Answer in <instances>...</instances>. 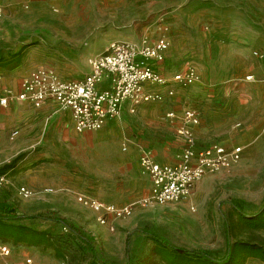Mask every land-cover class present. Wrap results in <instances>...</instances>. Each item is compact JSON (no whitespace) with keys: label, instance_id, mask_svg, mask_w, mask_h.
<instances>
[{"label":"rangeland","instance_id":"374dc122","mask_svg":"<svg viewBox=\"0 0 264 264\" xmlns=\"http://www.w3.org/2000/svg\"><path fill=\"white\" fill-rule=\"evenodd\" d=\"M181 1L168 0L169 5L162 8L164 28L175 27V23L188 27L184 18L179 21L184 16L175 13ZM193 1L188 0V4ZM196 3L210 10L211 23L198 26L203 31H208L209 26L212 38L195 46L196 55L190 53L183 60L196 66L199 75L196 81H201V86L195 92L191 88L185 91L179 110L173 109L181 114L184 108L194 107L199 114L196 141L235 143L242 147L240 159L206 174L187 201L144 202L149 184L137 168L138 157L157 152L160 160L176 161L186 143L175 118H165L162 114L151 116L142 111L116 119L118 129L104 137L102 142H114L111 147L119 154L116 158L103 156L102 144H97L91 132L78 135L72 142H53L24 151L0 189L1 200L12 201L21 213L53 212L75 221L93 235L97 254L107 264L127 263L125 238L138 228L180 247L209 250L217 257L224 254L226 235L232 241L264 245V228L252 229L240 223L236 211L227 202L239 201L246 214L258 212L264 202V0H196ZM155 19L153 30L159 25ZM32 21V17L18 19L17 15L2 11L0 72L18 64L34 68L52 66L61 75L78 78L91 57L84 55L87 50L97 55L105 48L98 44L68 45L60 31L33 30ZM79 32L71 30V33ZM40 34L51 38L41 47L45 56L31 55ZM22 48L23 55L16 64L11 57ZM247 73H253L254 80H245ZM30 177H35L36 182L30 183ZM24 185L32 192L28 198L19 193V187ZM81 193L118 206L131 203L132 208L129 214L114 218L111 230L99 222L94 210L78 200ZM23 223L54 236L63 256L57 257L53 249L47 248L52 264H88L90 255L59 224L44 220ZM154 250L155 244L144 234L134 232L130 236V261L166 264ZM0 264H3L1 259ZM245 264L264 262L250 258Z\"/></svg>","mask_w":264,"mask_h":264},{"label":"built area","instance_id":"2783aa9c","mask_svg":"<svg viewBox=\"0 0 264 264\" xmlns=\"http://www.w3.org/2000/svg\"><path fill=\"white\" fill-rule=\"evenodd\" d=\"M169 45L164 34L154 40L144 36L137 43L113 40L103 52L89 58V72L78 78L62 76L52 66L36 68L20 80L15 93L0 89V107L7 106L11 99L36 107L49 100L57 108L71 112L77 133L98 130L108 120L119 117L124 109L134 114L141 105L165 103L177 88H187L197 80L198 73L192 63L180 64L170 75L162 72L158 65L165 62ZM253 79L252 74L245 77L248 81ZM166 116L176 115L170 111ZM179 118V134L186 144L178 160L164 163L148 153L138 158L139 170L149 177L151 184L144 202L187 201L206 174L228 167L241 157L240 146L218 142L205 147L197 145L193 131L199 121L196 109L184 108ZM7 177V173H0V189L7 183ZM19 193L25 198L32 194L25 186L19 187ZM78 200L97 212L99 222L111 230L114 227L108 218L123 217L132 208L131 203L118 206L85 193L79 194ZM10 254V247L0 240V255L9 257Z\"/></svg>","mask_w":264,"mask_h":264},{"label":"crops","instance_id":"0c3cea01","mask_svg":"<svg viewBox=\"0 0 264 264\" xmlns=\"http://www.w3.org/2000/svg\"><path fill=\"white\" fill-rule=\"evenodd\" d=\"M188 3V0H182L175 11L176 14L184 16L179 21L184 18L188 27L175 23V27L168 29L163 27L164 18L160 14L162 8L169 5L168 0L161 2L157 0H0V15L3 11L17 15L18 19L22 16H27L29 19L32 17L31 28L33 30L60 31L64 42L72 46H82L84 44L93 46L98 44L106 47L113 40L137 43L144 36L154 40L164 34L169 39L170 45L165 53V62L158 66L165 75H170L175 67L182 63H190L183 60L187 59L190 53L196 55L195 46L199 47L212 38L213 31H211L209 26L207 27L208 31H203L198 26L201 23L205 25L211 23L210 20H213V18L209 15L210 10L200 8L196 0L192 4ZM154 18H156V22H159L155 30H153ZM75 29L80 30V32L77 34L71 33V30ZM48 39L43 34H40L35 44L38 48L33 49L30 54L35 56L43 54L45 56V51L41 47L49 43ZM87 54L93 57L96 53H89V50H87L84 55ZM71 55L75 56L74 54ZM28 59L29 57L27 56L26 60ZM197 59L201 61L199 54H197ZM194 61L196 62V56ZM54 68L56 69V67ZM34 69L36 68L32 65L18 64V66L9 67L1 71L0 89H7L9 93H15L19 89L20 80ZM89 70L88 63L82 70V73L84 72L82 76L87 74ZM248 74L254 76L253 73H247L246 75ZM62 76L68 77L66 74ZM200 86L201 81H195L187 88H177L170 100L165 103L141 105L134 114H130L124 109L119 117L108 120L102 128L83 133H77L74 130L71 112L57 108L52 101H45L36 107L29 103L11 99L7 106L0 107V166L18 155H22L24 151L34 150L40 146H49L53 142H72L77 139L78 135L83 136L86 132H91V137L96 140L97 144L107 143L102 142L105 139L104 137L108 136L111 131L118 129L116 119L123 115H135L142 111L150 113L151 116L162 114L165 118H175L180 127L181 120L179 117L181 114L176 111L179 110L181 101L186 96L185 91L191 88L195 92L200 89ZM170 111H173L176 116L167 117L166 114ZM14 131L15 134H12ZM193 131L195 138H197L196 125L193 127ZM108 143L111 145L114 142ZM196 143L199 147H205L214 142L199 144L196 141ZM218 143L228 146H239L226 140ZM125 147L127 150V146ZM113 150L117 156L116 148ZM158 156L157 152H153V158L160 162H174L160 160L157 158ZM137 168L139 170L138 159ZM12 170L7 172L8 176ZM142 175L147 178L148 190L150 191L149 177ZM36 180L35 177H30L29 182L34 183ZM198 183L199 181L195 185L192 195ZM24 186L30 189L28 186ZM96 214L98 213L96 212ZM113 220L114 218L109 217L108 223L113 225ZM86 229L93 230L89 229V227ZM2 242L11 249L9 257L0 255L3 264H52L50 253L42 245L28 246L13 244L9 241ZM27 260H30V262L27 263Z\"/></svg>","mask_w":264,"mask_h":264},{"label":"trees","instance_id":"16d2710c","mask_svg":"<svg viewBox=\"0 0 264 264\" xmlns=\"http://www.w3.org/2000/svg\"><path fill=\"white\" fill-rule=\"evenodd\" d=\"M27 46V45H26ZM23 55V48L12 55V60L17 64ZM22 155H18L9 162L0 166V173H7L16 167ZM238 215L240 223L252 229L264 228V202L258 212L246 214L243 212L240 202L227 201ZM44 220L59 224L68 234L75 237L81 249L90 255L88 264H107L103 262L95 249L93 235L81 227L78 223L68 220L53 212L21 213L16 205L10 200L0 199V240L10 241L13 244H24L28 246H40L51 248L57 257L63 254L57 246L54 236L47 230L37 229L26 225L23 221ZM134 232L144 234L155 244V253L165 261L166 264H245L250 258H259L264 262V245L243 240H230L226 235L225 251L221 257L204 249H189L170 243L166 238L155 234L147 229L138 228L131 230L125 238V249L127 254L126 264H139L130 261V236Z\"/></svg>","mask_w":264,"mask_h":264},{"label":"bare ground","instance_id":"6f19581e","mask_svg":"<svg viewBox=\"0 0 264 264\" xmlns=\"http://www.w3.org/2000/svg\"><path fill=\"white\" fill-rule=\"evenodd\" d=\"M100 149H101V152H102L103 156L106 157V158L113 159V157H115V158L117 157L116 154L114 153V150L111 147L110 143L102 144Z\"/></svg>","mask_w":264,"mask_h":264}]
</instances>
